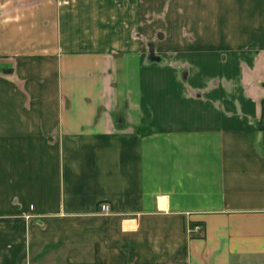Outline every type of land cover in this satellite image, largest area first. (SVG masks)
Returning <instances> with one entry per match:
<instances>
[{"label": "crops", "instance_id": "crops-1", "mask_svg": "<svg viewBox=\"0 0 264 264\" xmlns=\"http://www.w3.org/2000/svg\"><path fill=\"white\" fill-rule=\"evenodd\" d=\"M263 100L264 0H0V264H264Z\"/></svg>", "mask_w": 264, "mask_h": 264}, {"label": "rangeland", "instance_id": "rangeland-1", "mask_svg": "<svg viewBox=\"0 0 264 264\" xmlns=\"http://www.w3.org/2000/svg\"><path fill=\"white\" fill-rule=\"evenodd\" d=\"M170 11V10H169ZM195 11H197L195 9ZM167 20L169 21L168 14L166 15ZM159 33V32H158ZM162 34H167V30L165 27H162ZM32 264H50L52 261H57L59 259V256L57 254V251L54 253H45V251H36V249H32ZM36 251V252H34ZM62 255V253H61Z\"/></svg>", "mask_w": 264, "mask_h": 264}, {"label": "flooded vegetation", "instance_id": "flooded-vegetation-1", "mask_svg": "<svg viewBox=\"0 0 264 264\" xmlns=\"http://www.w3.org/2000/svg\"><path fill=\"white\" fill-rule=\"evenodd\" d=\"M162 34L161 33H158L157 35V38H162ZM147 48H148V54L149 56H151L153 58H158L157 56H155V44L153 42H148L147 43ZM155 61V60H153Z\"/></svg>", "mask_w": 264, "mask_h": 264}, {"label": "trees", "instance_id": "trees-1", "mask_svg": "<svg viewBox=\"0 0 264 264\" xmlns=\"http://www.w3.org/2000/svg\"><path fill=\"white\" fill-rule=\"evenodd\" d=\"M257 129L264 132V100L261 103V117L257 123ZM191 225L190 227H192Z\"/></svg>", "mask_w": 264, "mask_h": 264}, {"label": "built area", "instance_id": "built-area-1", "mask_svg": "<svg viewBox=\"0 0 264 264\" xmlns=\"http://www.w3.org/2000/svg\"><path fill=\"white\" fill-rule=\"evenodd\" d=\"M99 210H100V214H102V215H107L108 213H110V207L106 203L101 204L99 207ZM192 231L193 230L189 229V232H192Z\"/></svg>", "mask_w": 264, "mask_h": 264}, {"label": "water", "instance_id": "water-1", "mask_svg": "<svg viewBox=\"0 0 264 264\" xmlns=\"http://www.w3.org/2000/svg\"><path fill=\"white\" fill-rule=\"evenodd\" d=\"M152 60H158V58H153Z\"/></svg>", "mask_w": 264, "mask_h": 264}]
</instances>
